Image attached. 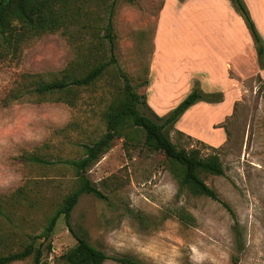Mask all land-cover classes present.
<instances>
[{"label":"rangeland","instance_id":"374dc122","mask_svg":"<svg viewBox=\"0 0 264 264\" xmlns=\"http://www.w3.org/2000/svg\"><path fill=\"white\" fill-rule=\"evenodd\" d=\"M184 1L178 0L180 5ZM244 1L264 43V0ZM73 4L81 16L76 15L67 32L43 34L21 43L16 52L7 47L1 52L0 256L22 251L40 236L63 199L77 188L75 171L65 162L81 159L83 145L107 135L103 115L121 96V70L145 96L141 112L153 119L167 117L194 87L223 94L220 103L199 102L212 108L194 109L197 103L166 131L178 148L197 149L203 158L219 157L224 175L203 178L228 208L182 187L166 157L145 148L141 130L129 129L123 138L107 143L105 154L88 172L107 200L83 195L72 212L71 227L108 256H128L144 264H264V63L255 45L236 61L225 93L212 88L202 73L192 75L181 60H189V49L185 35L178 41L181 16L174 1L164 17L160 46L166 51L155 45L166 0ZM109 23L116 37V66L90 87L49 95L34 92L37 83L83 76L109 61L104 38ZM147 80L148 86L141 88ZM179 124L186 128H177ZM31 156L51 164L24 159ZM76 244L61 218L45 244L44 264H67L64 255ZM13 264H33V259Z\"/></svg>","mask_w":264,"mask_h":264},{"label":"trees","instance_id":"16d2710c","mask_svg":"<svg viewBox=\"0 0 264 264\" xmlns=\"http://www.w3.org/2000/svg\"><path fill=\"white\" fill-rule=\"evenodd\" d=\"M74 0H0V56L4 47L17 51L19 45L27 40L47 33L67 32L76 15L81 16V10L73 4ZM236 13L243 19L249 30L259 62L264 63V43L256 24L244 0H228ZM73 7V8H72ZM77 8L78 10H76ZM78 18V17H77ZM113 24L106 27L104 38L108 40L109 61L100 63L83 76L71 74L67 79L50 83H37L34 92L39 95H49L57 92L71 93L74 90L92 86L111 66L117 65L115 56V40ZM124 80L121 96L105 111L103 117L107 126V135L92 144L83 145L84 156L78 160H68L76 174L77 188L68 194L59 208L49 218L42 234L32 238V242L22 251L0 256V264H13L29 258L33 264H44L45 244L61 218L74 236L77 244L64 255L67 264H104L108 261L117 264H144L131 257L108 256L91 244L85 234L78 235L71 227L72 212L83 195H91L100 200H107L104 193L88 178L89 170L102 158L106 145L114 138H123L129 129L141 130L144 133L146 149L162 153L172 165L180 185L195 195L204 196L220 203L217 193L205 182L203 175L223 176L224 168L218 156L203 158L197 149L178 148L170 139L167 129L175 127L182 116L199 102L217 104L223 101L221 92L204 93L197 87L176 107L167 117L155 119L142 113L140 107L146 106L144 95L139 94L132 80L121 70ZM149 81H144L140 87L146 88ZM140 88V89H141ZM154 114V113H153ZM161 121V123L159 122ZM29 162L50 165L48 160L38 157H24ZM224 207L228 208L225 203Z\"/></svg>","mask_w":264,"mask_h":264},{"label":"crops","instance_id":"0c3cea01","mask_svg":"<svg viewBox=\"0 0 264 264\" xmlns=\"http://www.w3.org/2000/svg\"><path fill=\"white\" fill-rule=\"evenodd\" d=\"M170 1H174L176 7L174 11L181 16L177 22L182 32V35L178 33V41L180 42L185 35L184 40L189 49V60L186 55V58L181 60L186 62V68L192 75L202 73L212 88L223 89L227 93L226 79L236 68V61L247 56L254 46L243 19L228 0H185L181 5L178 0H166L155 37V45L158 49L163 48L160 43L165 41L164 17L167 9L170 8ZM182 15L186 17L182 18ZM187 21L192 22L188 24ZM186 23L187 26H184ZM221 43H225L227 48L224 49ZM186 45L179 47L183 48ZM157 54L163 58L159 50ZM187 61L190 63L188 64ZM203 107L212 108L210 105L199 103L194 109ZM176 127L186 128L180 124Z\"/></svg>","mask_w":264,"mask_h":264}]
</instances>
